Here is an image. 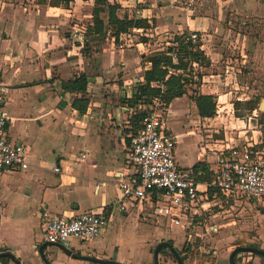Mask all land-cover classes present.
Here are the masks:
<instances>
[{"label":"crops","instance_id":"1","mask_svg":"<svg viewBox=\"0 0 264 264\" xmlns=\"http://www.w3.org/2000/svg\"><path fill=\"white\" fill-rule=\"evenodd\" d=\"M94 1L74 0L66 7L40 6L35 4L34 0L0 1V87L5 89V108L9 117L7 134L11 142L23 145L27 149L28 164L27 169L23 171L0 172V254L11 253L20 264H31L26 251L36 257L38 264H82L83 260L75 259L72 255L111 260L120 264H132L131 256L135 254L139 245L127 233L121 231V227L125 226L122 223H125L134 211L135 214L131 218H136L137 226L141 221L155 224V220H148V215L144 214L146 211L152 213L147 206L137 204L132 208L127 206L124 211L115 209V203L120 197L119 175L125 169L129 151L128 136L131 134L128 132L125 108L123 105L118 107L119 112L117 113L116 108L109 104L113 103L109 100L110 98L94 101L95 96H98V89L102 85L101 79L108 76L104 70L106 67L105 58L102 60L93 55L91 60L86 59L81 52V45H78L80 44L79 39L72 34L73 26L77 25L73 19L90 20ZM116 1L121 8L120 13L127 14L129 17L147 19L151 25V28L146 30L145 36L152 37L153 44L149 45L150 41L146 44L138 43L135 45L137 48L153 47L156 45L155 43H162L159 45L160 48L139 53L137 56L133 53L135 50L131 49L132 53L128 56L135 57L137 62L140 61L142 55L162 50L163 42L170 39L172 35L193 31L201 32L202 30L211 33L212 29L216 28L213 27L215 23L213 24L211 18H203L206 23L190 18L189 14H194L196 8H189V6L185 9L181 8L178 4L186 5V3H181V0ZM205 1L207 4L213 2L215 6L203 11L204 16L220 14V16L244 17L251 15L256 20V25L258 27L261 25V28H258L259 31H264V0ZM219 2L218 7L216 4ZM233 33L235 37L239 36V32H230V38L234 36ZM261 38H264V32L261 34ZM223 40L226 42L225 37ZM164 44L166 46L168 42ZM108 46H113V44L110 43ZM256 46L261 49L264 45L260 44L258 40ZM260 56V63L264 65V47ZM215 58L209 57V68L221 70L217 68L219 61ZM86 60L91 61L89 68L87 63L85 66ZM123 60L125 61H122L120 65L124 67L119 68L118 72L122 73L121 79L125 80L127 75L124 70L130 71L131 63L126 59ZM110 61L109 64L113 65L116 62L112 58ZM241 65L244 66L245 61H242ZM237 67L236 64L233 65L232 62L225 61L220 73L208 74L207 77L214 79L221 76L237 82V78L241 74L240 68ZM140 69L134 81L141 80L142 74L148 69V66L141 65ZM81 73L86 74L90 79L86 95L89 105L84 115H80L72 108V101L75 98H80V95L64 93L60 84ZM108 86L106 85L105 88ZM204 87L203 85L200 88V94H216L214 91L205 93ZM129 89L131 91L132 87ZM110 90L113 92V87ZM101 96L105 97L106 94ZM128 97L130 95H127L126 98ZM184 97L172 101L167 109V117L173 116L176 119H181L183 126H187L184 134H173L166 123L165 126L167 132L176 138V144L177 138L180 136L194 137L196 156L188 167H181L177 160L176 163L180 170L191 172L192 167L196 163H200L201 158H206L207 153H211L212 156H208L203 161L211 173L215 166L216 150L236 144L232 141L223 144V141L217 140L212 145L198 148L197 142L201 136L197 137L196 133L188 130L189 118H193L192 121L195 123L198 120L199 124L201 121L209 119L200 118L195 104L192 101H186ZM235 100L245 102L248 99L236 97ZM230 106H233V103ZM120 119L125 121L120 122ZM27 122L32 123L34 127L38 125L45 127L46 131L51 129L53 136L47 143L43 141L42 137H39L38 140L30 138L28 132L25 131L24 124ZM48 147V152L40 153L42 149ZM67 149L69 152H66ZM82 155L85 156L82 158ZM190 157L188 155L186 158L191 159ZM54 167H59L61 172H53ZM43 212L69 217L83 213H102L107 218V224L93 241L89 243L77 241L79 250H72L74 248L71 247L70 241L74 239L69 240L67 245L72 254L66 255L57 246L50 248L51 250L44 247L43 245L47 243L44 237L42 239L44 243L40 246L36 245V231L39 230L43 234L41 223ZM160 221L169 229L182 228L181 247H183L186 242L183 227L172 225L166 218L160 219ZM3 227L9 228L10 231ZM3 231L7 234L2 235ZM201 237V240L205 238L209 241L212 235H201ZM155 239L156 236L152 237V244ZM170 240H172L171 237ZM147 243L149 242L143 244ZM151 243L148 246L149 253ZM167 243L172 244L171 241ZM42 246L47 263L42 261L38 255V249ZM235 246L236 248L241 247L239 243H236ZM172 247L174 249V244ZM249 247L264 251V243L259 245L260 248ZM254 255L255 258L250 264H264V257ZM6 259L8 260L0 262L14 264L11 259ZM158 259H162L159 253ZM224 261L221 260L222 263H228V259Z\"/></svg>","mask_w":264,"mask_h":264},{"label":"rangeland","instance_id":"2","mask_svg":"<svg viewBox=\"0 0 264 264\" xmlns=\"http://www.w3.org/2000/svg\"><path fill=\"white\" fill-rule=\"evenodd\" d=\"M180 2L186 3V5L178 4L181 8L185 9L188 6L189 8H196L193 12L194 14H189L190 18L197 19V21L202 20V23H206L205 20L203 21V18L213 19V24L215 23L213 27L216 28L212 29L211 33L207 30L196 33L199 35L198 40L201 43V49L204 51L205 55L208 59L210 56L216 57L215 60L217 59L219 61L217 68L221 69L209 68L210 63L208 66L194 65L195 74L201 75L202 78L204 77V80L202 79L200 81V86H189L187 88V95H185L184 98L186 101H192L191 97L194 93H201L200 88L204 85L205 93L210 91L216 92V94H212L216 101V113L213 118L204 122L201 121L200 124L198 120H196L197 123H195L192 121L193 118H189L190 126L188 130L196 133L197 137L201 136L197 142L198 148L204 145H212L217 140L223 141V144H226L230 142L229 139H232L234 144H241L249 138L250 129H254L257 123L256 121L264 125V111L259 109L260 105L264 102V65L260 63V55L263 53L264 46H262L261 49H258L256 46L258 40L260 44L263 43L264 45V38H261V34L264 31H259L258 28H261V25L258 27L256 25V20H254L251 15L237 17L227 15L220 16L219 14L217 16L213 15L206 17L203 15V11L208 10L211 6L214 7L215 3L212 2L207 4L205 0H181ZM216 5L219 7L220 2ZM119 15L122 16L124 14L119 12ZM73 22H76L75 24L78 25V28L83 29L85 33L82 35L85 36V43L87 45L85 48L86 53H84L83 56L90 60L93 55L102 60L105 58L106 67L104 70L108 76L101 79L102 85L98 89L99 94L97 93L98 96H95L94 101L110 98L109 100L113 103L110 102L109 104L112 105L113 108H116V112L118 113V107L123 105V101L126 99L127 95H131L129 87H132V83L141 70V62H137L135 57L128 56L132 53L131 49L135 50L133 53L137 56L139 53H146L152 49L160 48L159 45L162 43H155L156 45L153 47L144 46L137 48L135 45L138 43L146 44L150 41L151 43L149 45L153 44L151 41L153 38L145 36L147 33L146 30L138 32L130 31L127 34L121 35L116 45H114L113 40L109 36H107V39L103 43H97L94 40H90L86 33V27L91 24V17L90 20L85 18L81 20L73 19ZM230 32H239V36L235 37L233 33L234 36L230 38ZM175 35H172L170 39L163 42V49H166L169 45L165 46L164 43L172 41ZM223 37H225L226 42H224ZM110 43H112L113 46L109 47L108 44ZM222 43H224L223 46ZM104 48L105 50H103ZM111 58L116 60L114 65L109 64ZM123 59L131 63L130 71H127V69L124 70L127 75L125 80L121 79L122 73L118 72L119 68L124 67L120 65L122 61H125ZM90 60L85 61V66L87 63L88 68L91 65ZM225 61L232 62L233 65L236 64L238 66L237 68H240L241 74L237 78V82L233 81L231 78L225 79L221 76L215 77L214 79L207 77L208 74L220 73L222 67H224ZM242 61H245L244 66L241 65ZM235 70L236 68L234 71ZM106 85H109L108 88H105ZM109 87H113V92ZM107 91H109V93H107ZM103 94H106V96H101ZM236 97L257 101L258 107L255 113L258 118L255 119L253 113H249L245 109V105H243L245 102H241L242 105L237 110H235L233 106H230L231 103L236 102ZM166 109H168V106H166ZM111 111H113V109H111ZM124 113H126V120L128 121V112L125 111ZM163 114L164 119H167V127L172 130L173 134H184L187 126H183V121L181 119H176L173 116L167 117L168 113H166L165 110ZM189 115H191V113H189ZM124 121V119H120V122ZM24 125L25 131L28 132V136L32 139L36 138L38 140L39 137H42L43 141L47 143L53 136L51 129H47L46 131L45 127H40L39 125L34 127L32 123L29 122ZM122 126L124 125L122 124ZM219 143L222 144L221 142ZM48 149L49 147L47 149H42L40 153H46ZM66 152H69V149H67ZM175 154L176 160L181 167H188L191 165L196 156L195 138L186 135L178 137ZM188 155L191 156V159L186 158ZM208 156L211 157V153H207V157ZM207 157L201 158L200 163H204L203 161L207 159ZM220 200V203L218 202L217 205H213L208 212L202 213L201 216H197L194 219V223L187 231L189 234L199 233L201 235H212V238L209 241L208 239L205 240V238L199 240V248L190 253L188 259L184 261V264H219L222 263L221 260L226 261L228 259L230 253L236 248V243H239L241 247L254 246L258 248H260L259 245L264 243V212L262 211V205L257 202H251L245 198H241L235 202L232 200ZM132 213L131 217L134 216L135 212L133 211ZM147 213L148 211L144 214L148 215V220H155V224L141 221L137 226L136 218L131 217L126 220L125 223H122L125 226L121 227V231L127 233L128 236L139 245L135 254L131 256L133 258L131 261L132 264H154L152 252L161 241H171L172 244H174V249H178V251H181L187 244V242H185V245L181 247L183 241L181 227H173L172 229L166 228L164 226L165 224L160 221V219L163 220V218H156L151 212ZM208 227H212L213 230H206V232L205 229H208ZM3 229L10 231L9 228L6 227H3ZM4 234H7V232L3 231L2 235ZM36 234V245L40 246L44 243L42 240L44 235L39 230L36 231ZM155 236V242L152 244V237ZM170 237L172 240H170ZM191 241L193 242V240ZM145 242L149 243L143 244ZM192 242L190 244H192ZM150 243L153 245L150 246L151 255L148 248ZM70 245L74 248L72 250H79L76 240H71ZM50 248H56V246H47L48 250H51ZM74 252L77 253V251ZM26 254H29L28 256L31 264H38V260L35 256H32L28 251H26ZM48 256L50 257L51 255ZM160 258L162 259H158V264H177L175 257L169 249H166L163 254H160ZM254 258V254L243 252L234 257V262L237 264H250ZM0 264L2 263L0 262ZM82 264H89V262L82 261Z\"/></svg>","mask_w":264,"mask_h":264},{"label":"built area","instance_id":"3","mask_svg":"<svg viewBox=\"0 0 264 264\" xmlns=\"http://www.w3.org/2000/svg\"><path fill=\"white\" fill-rule=\"evenodd\" d=\"M106 2L117 4L116 0ZM83 33L78 25L73 26L72 34L80 42ZM189 34L192 41L198 40V33ZM5 105V89L0 87V172L23 171L28 167L27 149L8 139L9 117ZM164 110L168 113L158 98L153 100L142 120L141 130L128 136L129 151L125 169L119 175L120 197L115 203V209L124 211L127 206L132 208L137 204L147 206L154 215L168 219L174 226L181 225L187 244L202 238L199 233L187 232L194 219L220 203V199L238 201L245 198L259 203L264 209V125L256 121L246 141L216 150L212 180L210 183H199L190 171L178 168L175 157L176 138L167 132ZM255 112L252 113L256 119L258 117ZM53 172L60 173L61 170L54 167ZM41 223L44 240L48 244L64 245L71 239L80 243L93 241L105 228L107 218L102 213H83L69 217L43 212ZM206 230L212 231L213 228L208 227Z\"/></svg>","mask_w":264,"mask_h":264},{"label":"trees","instance_id":"4","mask_svg":"<svg viewBox=\"0 0 264 264\" xmlns=\"http://www.w3.org/2000/svg\"><path fill=\"white\" fill-rule=\"evenodd\" d=\"M16 1L21 2L25 0ZM73 1L34 0L37 5L51 7H66ZM120 10L121 8L117 4L111 5L106 0H95L91 11V24L86 27L89 39L97 43H103L107 39V36H109L113 40L114 45H116L121 35L135 29H142L144 31L151 28L147 19L129 17L127 14L120 16ZM78 45H81V52L84 55L87 45L84 35ZM140 62L143 66L147 65L148 69L143 72L141 80L132 83L131 95L123 101V107L128 112V132L131 134H136L141 130L142 120L147 115L153 100L158 98L165 106H168L175 99L187 95V88L189 86H200L202 76L195 74L194 65L208 66L210 60L201 49L200 41H192L189 32H184L179 35L176 34L166 49L142 55ZM89 82V77L81 73L75 75L73 79L67 82L60 83L61 90L64 93L80 95V98H75L72 101V108L80 115L85 114L89 105V100L86 98ZM191 100L195 104L200 118L211 119L214 117L216 113V101L212 95L194 93ZM241 105L240 101H236L233 103V108L237 110ZM243 105L251 113L257 109L258 102L248 100ZM191 176L199 183H210L212 180L211 173L204 163H196L191 169ZM209 192L211 193L212 191ZM262 211L264 212V209ZM169 244L172 246L171 243ZM199 246L200 241L195 239L192 244H186L181 251L175 249L181 263L184 264L190 253L199 248ZM166 249L162 247L159 250V254L164 253ZM6 260L8 259L0 258V261Z\"/></svg>","mask_w":264,"mask_h":264},{"label":"water","instance_id":"5","mask_svg":"<svg viewBox=\"0 0 264 264\" xmlns=\"http://www.w3.org/2000/svg\"><path fill=\"white\" fill-rule=\"evenodd\" d=\"M259 109L261 111H264V102L260 105ZM43 246L44 247L57 246L66 255H71L72 254L71 250L68 249V245L67 244H64V245H51V244L45 243ZM43 246L38 249V255H39L40 259H42V261L47 263L44 255H43V252H42ZM162 247H165V248L169 249V251H171V253L174 255V257H175V259L177 261V264H182L180 259H179L178 254L176 253V251L167 242L159 243L158 245H156L155 249L153 250L152 255H153L154 264H158V253H159V250ZM243 252L253 253V254L259 255L261 257H264V251L263 250L252 248V247H237L230 253V255L228 257V264H237L236 262H234V257L238 253H243ZM72 256L75 259L87 261V262L93 263V264H120V263H117L115 261L102 260V259H98V258H94V257H78L76 255H72ZM0 258H9V259H11L13 261L14 264H20L19 261H17L13 257V255H11V253H2V254H0Z\"/></svg>","mask_w":264,"mask_h":264},{"label":"flooded vegetation","instance_id":"6","mask_svg":"<svg viewBox=\"0 0 264 264\" xmlns=\"http://www.w3.org/2000/svg\"><path fill=\"white\" fill-rule=\"evenodd\" d=\"M236 256V255H235Z\"/></svg>","mask_w":264,"mask_h":264}]
</instances>
